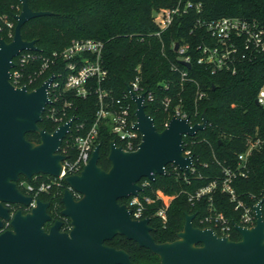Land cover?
I'll return each instance as SVG.
<instances>
[{
  "label": "trees",
  "instance_id": "16d2710c",
  "mask_svg": "<svg viewBox=\"0 0 264 264\" xmlns=\"http://www.w3.org/2000/svg\"><path fill=\"white\" fill-rule=\"evenodd\" d=\"M194 1L202 3L201 12L193 8L177 16L173 24L160 35L155 32L161 29L162 10L175 5L178 0H29L34 10H50L52 13L31 18L22 26L23 37L35 39L39 47L33 50L37 57L29 62L27 74L36 75L44 57H51L55 50L65 48L74 39H99L104 42L102 63L108 69V76L102 86L114 96H124L130 81L140 73L145 88L155 92L154 100L146 103V111L154 117L159 130L167 126L177 105H181L182 111L193 124L200 122L202 113L206 111V127L184 137L185 150L189 149L194 156V170L185 178L183 173L178 176L172 164H168L165 174L150 179L149 185L141 192V195L155 197L157 190L163 189L175 195L167 209L166 224L154 215L163 200L158 199L148 205L146 215L151 217L152 234L160 242L177 237L184 226L186 213L195 214V225L212 226L221 235V230L214 222L202 221L211 212H223L232 223L240 222V211L220 186L200 199L191 200L190 194L221 177L224 166H235L237 155L246 149L250 136L264 134V107L256 102L257 93L264 84V55L243 64L237 73L220 71L212 74L193 60L192 66L188 68L189 79L183 81L180 71L173 68L174 65L186 68L173 47V41L186 39L195 43L200 39L190 33L197 17L214 19L224 15H243L258 18L264 24V0ZM17 11L19 9L14 0H5L0 6V14L7 12L11 18ZM0 33L10 39L6 30ZM50 64H65V61L58 59ZM55 69V66L46 69L29 83V88L40 86ZM165 83L169 84L167 89ZM198 90L205 91L206 95L198 98ZM60 92L61 102L65 99L72 102L68 118L76 116L73 130L62 145L65 146L69 139V154L75 155L73 136L84 133L96 121L99 99L95 92L87 97L63 89ZM166 96L172 98L168 108L163 104ZM131 102L135 108V102ZM39 124L50 131L58 126V123L47 117V109ZM79 124L84 126L78 128ZM27 138L40 141L36 132H28ZM114 139L116 136L111 131L110 122L108 119L102 121L98 137L101 143L99 164L105 169L111 166L108 154ZM249 163L248 175L237 177L234 186L242 199L255 203L264 198V146L251 155ZM42 178L46 179L48 175L44 174ZM146 178L142 177L140 182ZM22 179L28 178L22 176ZM66 187L65 180H61L60 185L40 195L41 199L51 202L50 210L54 215L63 207L62 195ZM120 201L126 203L128 197ZM262 211L264 215V201ZM69 225V220L65 221L64 226L69 228ZM231 237L240 239L241 235L233 230ZM106 243L127 250L133 264H160L157 254L124 235H117Z\"/></svg>",
  "mask_w": 264,
  "mask_h": 264
},
{
  "label": "water",
  "instance_id": "95a60500",
  "mask_svg": "<svg viewBox=\"0 0 264 264\" xmlns=\"http://www.w3.org/2000/svg\"><path fill=\"white\" fill-rule=\"evenodd\" d=\"M15 14L17 24L12 40L0 34V227L9 220L14 230L0 233V264H132L131 254L105 241L117 235L135 240L160 258V264H264V215L261 198L255 206L256 223H235L241 238L219 234L212 226L194 224V213H186L183 228L174 240L157 241L150 225L151 217L134 218L121 198L137 195L143 189L142 177L156 179L165 174L166 166L175 163L189 170L194 156L185 153L184 134H196L206 127L208 116L191 124L188 117L174 114L163 130L146 111L145 93L131 91L136 102V127L142 141L134 150H126L112 140L109 169L99 164L101 143L95 146L89 162L79 173L64 177L68 187L62 195L61 214L70 218L71 228L61 230L57 219L49 230L44 224L51 219L50 201L36 199L31 210L21 209L14 215L5 202L30 205L33 196L19 187L22 176L35 174L59 176L67 155L61 152L63 139L71 131L76 116L50 131L41 127L46 105L51 101L49 86L53 75L40 86L12 83L14 57L25 49H39L36 40L23 37L22 26L31 18L50 14L34 10L29 0H20ZM179 43L176 42L175 49ZM188 67L190 62H184ZM36 132L40 141L27 138ZM74 191L80 193L75 197Z\"/></svg>",
  "mask_w": 264,
  "mask_h": 264
},
{
  "label": "built area",
  "instance_id": "2783aa9c",
  "mask_svg": "<svg viewBox=\"0 0 264 264\" xmlns=\"http://www.w3.org/2000/svg\"><path fill=\"white\" fill-rule=\"evenodd\" d=\"M3 1L5 0H0V6ZM14 1H16V8L19 9L15 13L17 14L20 12L22 5L20 0ZM193 8L197 12H201L202 3L194 0H178L175 5L162 10L160 18L161 29L155 33L160 35L162 31L173 24L177 16L186 14ZM0 19L2 20V23H0V32L6 30L10 39H5L8 41L12 40L17 24L15 15L14 18H11L7 12H3L0 14ZM190 33L199 36L200 39L195 43L186 39L173 41L174 49L176 42L179 43L175 51L178 53L182 64L186 67L179 68L177 65L173 66L174 69L180 71L182 81L189 79L188 68L192 66L193 60L203 65L212 74L220 71L237 73L243 64L253 62L259 56L264 55V24L255 17L224 15L209 19L199 16L195 19ZM103 48L104 42L99 39H74L65 48L55 50L51 57H44L40 70L35 73L36 75L26 73L29 62L37 57L33 49H25L13 59L14 66L11 69L10 79L16 86L26 84L29 87V83H32L37 76L43 74L51 66H55L56 69L51 74L54 77L49 86L51 101L46 105L45 110L47 109V117L58 123V126L69 119V108L72 106V102L69 99L61 102L62 93L60 89L82 97H87L92 92H95L99 99L96 121L84 133L73 136L76 154H69V147L71 145L69 139L65 146L62 145L61 152L66 154L67 157L63 161L61 174L59 176L47 174L48 178L43 179L42 176L44 174L40 173L35 174L31 180H20L21 188L33 196L32 205H35L36 199L40 198L42 193L50 192L52 188L60 185L61 180H64L66 175L79 173L84 168L89 162L93 150L98 143L100 124L102 121L108 119L111 125V131L116 136V139H114L116 144L122 145L124 149L134 150L142 141V133L136 127V107L133 108L131 102H135L132 98L131 91L138 95L144 92L146 103L147 101L154 100L155 92L154 90L145 88L143 85V77L138 73L130 81L124 96L112 95L108 89L102 86V83L108 76V69L102 63ZM58 59H64L65 64H50L55 63ZM184 62H190L191 66L188 67ZM165 87L167 89L169 84L165 83ZM197 94L198 98H203L206 95L205 91L202 90H198ZM171 101L172 98L170 96H166L163 99V104L166 108L169 107ZM256 102L264 107V84L257 93ZM175 110V114L188 117L182 111L181 105H177ZM74 122L67 136L71 134ZM190 123L193 124L191 121ZM83 126V124H79L78 128H82ZM188 135L185 133L184 137ZM185 145L186 143H184V149ZM263 146L264 134L250 136L247 139L246 149L237 155V164L235 166H224L221 177L211 180L208 185L191 193L190 199H200L205 194H211L220 186L223 192L230 195L231 200L235 202V208L240 211V222L237 223L244 226L255 225L257 219L255 206L258 201L249 203L242 199L234 186V180L239 176L248 175L251 155L256 150L262 149ZM185 153L191 155L189 149L185 150ZM169 164H172V169L176 171L178 176L183 173L185 178L188 177L189 172L194 170V163L190 166L189 170L182 169L175 163ZM139 183L144 189V187L149 185L150 178L147 177L141 182L139 181ZM142 190L137 195L128 196L126 204L132 210V216L134 218L146 217V212L149 209L148 205L156 202L158 199H162L163 204L155 209L154 215L160 217L163 224H166L168 219L167 209L171 200L166 201L163 193L158 190L155 197L146 194L141 195ZM74 194L80 196V193L77 191H74ZM210 199H212V196H210ZM202 221L214 222L215 226L221 230L222 235H231L233 230L239 232L235 228V223H232L223 212H211Z\"/></svg>",
  "mask_w": 264,
  "mask_h": 264
},
{
  "label": "flooded vegetation",
  "instance_id": "af4514ba",
  "mask_svg": "<svg viewBox=\"0 0 264 264\" xmlns=\"http://www.w3.org/2000/svg\"><path fill=\"white\" fill-rule=\"evenodd\" d=\"M21 179H22V177H21ZM20 179V180H21ZM19 187H20V189L23 191V192H25L24 191V189H22L21 188V186H20V181H19ZM26 193V192H25ZM27 194H29V193H27ZM31 195V194H30ZM75 195V197H80V196H78L77 194H74ZM6 206H8L9 207V209H10V213L12 214V215H14L15 213H16V211L17 210H19V209H21L24 213H26V212H28V211H30L31 210V207L33 206L32 205V203L30 204V205H25V204H21V203H9V202H5L4 203ZM50 208H51V202H50V206H49V209H48V211H49V213L51 214V219L50 220H48L45 224H44V227H45V229L46 230H49L50 229V227H51V225H53L54 224V222L57 220V219H61L62 221H63V223H62V225H61V230L62 231H66V230H69L70 228H71V221H70V218L69 217H67V216H65V215H62L61 214V210L59 211V212H57L56 213V215H54L53 214V212L50 210ZM63 208V207H62ZM61 208V209H62ZM67 220H69V222H70V225H69V228H66L65 226H64V223H65V221H67ZM151 225V224H150ZM152 226V225H151ZM153 228V227H152ZM6 230H14V227H13V225L11 224V222L9 221V220H6L5 221V223H4V225L2 226V227H0V233L1 232H4V231H6ZM151 233H152V231H151ZM107 241H105V243H106ZM107 244V243H106ZM109 245V244H108ZM113 246V245H112ZM131 258H132V256H131ZM132 264H133V259H132Z\"/></svg>",
  "mask_w": 264,
  "mask_h": 264
},
{
  "label": "rangeland",
  "instance_id": "374dc122",
  "mask_svg": "<svg viewBox=\"0 0 264 264\" xmlns=\"http://www.w3.org/2000/svg\"><path fill=\"white\" fill-rule=\"evenodd\" d=\"M158 191H160L161 193H163L164 199L166 201H170V200L172 201L173 194L166 193L163 189H159Z\"/></svg>",
  "mask_w": 264,
  "mask_h": 264
}]
</instances>
